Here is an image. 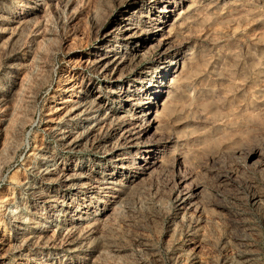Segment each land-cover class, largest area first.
I'll return each mask as SVG.
<instances>
[{
	"label": "rangeland",
	"instance_id": "1",
	"mask_svg": "<svg viewBox=\"0 0 264 264\" xmlns=\"http://www.w3.org/2000/svg\"><path fill=\"white\" fill-rule=\"evenodd\" d=\"M0 264H264V0H0Z\"/></svg>",
	"mask_w": 264,
	"mask_h": 264
}]
</instances>
